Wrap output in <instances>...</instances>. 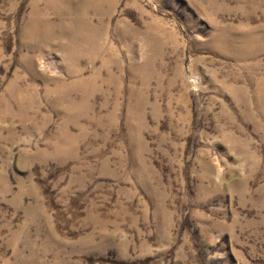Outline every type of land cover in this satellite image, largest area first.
<instances>
[{
    "label": "rangeland",
    "instance_id": "374dc122",
    "mask_svg": "<svg viewBox=\"0 0 264 264\" xmlns=\"http://www.w3.org/2000/svg\"><path fill=\"white\" fill-rule=\"evenodd\" d=\"M83 4L0 0V264H264V0Z\"/></svg>",
    "mask_w": 264,
    "mask_h": 264
},
{
    "label": "bare ground",
    "instance_id": "6f19581e",
    "mask_svg": "<svg viewBox=\"0 0 264 264\" xmlns=\"http://www.w3.org/2000/svg\"><path fill=\"white\" fill-rule=\"evenodd\" d=\"M111 1L112 0H84V6H83V12H84V10H86V9H88L89 7H101V6H105V3H111ZM68 3V2H67ZM61 5V4H60ZM63 6V5H62ZM64 7V6H63ZM68 7V6H67ZM61 8V7H60ZM65 8V7H64ZM70 8V7H69ZM68 9V8H67ZM71 9V8H70ZM102 9V8H101ZM77 11H79L78 10V8L76 9ZM102 10H104V8L102 9ZM65 11V10H64ZM73 11V10H72ZM84 13H86V12H84ZM74 14H76V13H74ZM77 15V14H76ZM78 16V15H77ZM76 16V17H77ZM81 18V17H80ZM85 25V24H84ZM91 25V24H90ZM83 27V26H82ZM86 27V26H85ZM87 27H89V26H87ZM86 27V28H87ZM91 29V28H90ZM83 30V29H82ZM86 30V29H85ZM83 36V35H82ZM89 40V39H88Z\"/></svg>",
    "mask_w": 264,
    "mask_h": 264
}]
</instances>
